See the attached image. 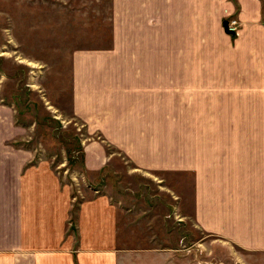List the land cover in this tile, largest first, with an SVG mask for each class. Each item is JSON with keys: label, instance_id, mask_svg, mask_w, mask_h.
Returning <instances> with one entry per match:
<instances>
[{"label": "crops", "instance_id": "obj_1", "mask_svg": "<svg viewBox=\"0 0 264 264\" xmlns=\"http://www.w3.org/2000/svg\"><path fill=\"white\" fill-rule=\"evenodd\" d=\"M114 3L111 49L73 58V111L103 135L82 151L95 193L1 150L0 264H120L119 208L100 190L109 148L140 171L193 174L196 225L264 252V0Z\"/></svg>", "mask_w": 264, "mask_h": 264}, {"label": "rangeland", "instance_id": "obj_2", "mask_svg": "<svg viewBox=\"0 0 264 264\" xmlns=\"http://www.w3.org/2000/svg\"><path fill=\"white\" fill-rule=\"evenodd\" d=\"M114 4L0 0V151L31 152L30 164L49 165L79 199L94 192L83 176V146L103 135L90 134L73 111V58L111 49ZM109 153L100 190L119 208L120 264H264V252L196 225L193 174L140 171L117 149Z\"/></svg>", "mask_w": 264, "mask_h": 264}, {"label": "built area", "instance_id": "obj_3", "mask_svg": "<svg viewBox=\"0 0 264 264\" xmlns=\"http://www.w3.org/2000/svg\"><path fill=\"white\" fill-rule=\"evenodd\" d=\"M228 30L230 33H233V35L237 34L240 28V23L238 19L234 18L229 20L228 22Z\"/></svg>", "mask_w": 264, "mask_h": 264}, {"label": "water", "instance_id": "obj_4", "mask_svg": "<svg viewBox=\"0 0 264 264\" xmlns=\"http://www.w3.org/2000/svg\"><path fill=\"white\" fill-rule=\"evenodd\" d=\"M224 27H225L226 31H227L228 33H230L229 30H228V23H227V22L224 23Z\"/></svg>", "mask_w": 264, "mask_h": 264}, {"label": "trees", "instance_id": "obj_5", "mask_svg": "<svg viewBox=\"0 0 264 264\" xmlns=\"http://www.w3.org/2000/svg\"><path fill=\"white\" fill-rule=\"evenodd\" d=\"M225 22H228V21L226 20ZM225 22H224V23H225ZM231 34H233V33H231Z\"/></svg>", "mask_w": 264, "mask_h": 264}]
</instances>
